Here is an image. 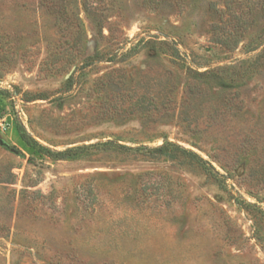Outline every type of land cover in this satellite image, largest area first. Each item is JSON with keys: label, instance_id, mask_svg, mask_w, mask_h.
Returning <instances> with one entry per match:
<instances>
[{"label": "rangeland", "instance_id": "374dc122", "mask_svg": "<svg viewBox=\"0 0 264 264\" xmlns=\"http://www.w3.org/2000/svg\"><path fill=\"white\" fill-rule=\"evenodd\" d=\"M263 53L264 0H0V264H264Z\"/></svg>", "mask_w": 264, "mask_h": 264}, {"label": "trees", "instance_id": "16d2710c", "mask_svg": "<svg viewBox=\"0 0 264 264\" xmlns=\"http://www.w3.org/2000/svg\"><path fill=\"white\" fill-rule=\"evenodd\" d=\"M239 41H237L238 43ZM264 53L261 54L254 62H252L250 65L255 66L257 65L259 59H261V57H263ZM247 63H243L242 65H246ZM236 79V78H235ZM233 81H235L234 79H232ZM152 152H156V153H164L167 152L168 157H170L173 160H177L179 157H183L184 160H187L190 164H193L195 167L207 172L208 174L213 175V173H211L208 164L196 153H193L191 151H187L184 150L182 148H180L179 146L173 145L171 143H166V145H164L161 148H157V149H153L151 150ZM71 152H65V153H61L59 155L61 156H68L70 155ZM214 176V175H213Z\"/></svg>", "mask_w": 264, "mask_h": 264}, {"label": "built area", "instance_id": "2783aa9c", "mask_svg": "<svg viewBox=\"0 0 264 264\" xmlns=\"http://www.w3.org/2000/svg\"><path fill=\"white\" fill-rule=\"evenodd\" d=\"M0 127L6 129L7 125H5V123L0 120Z\"/></svg>", "mask_w": 264, "mask_h": 264}]
</instances>
